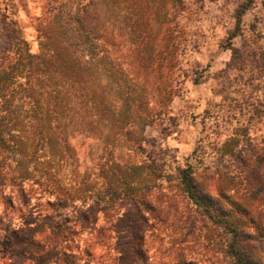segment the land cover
<instances>
[{"label": "rangeland", "instance_id": "obj_1", "mask_svg": "<svg viewBox=\"0 0 264 264\" xmlns=\"http://www.w3.org/2000/svg\"><path fill=\"white\" fill-rule=\"evenodd\" d=\"M0 8L30 53L48 59L57 44L77 55L54 85L44 67L0 76V230L48 211L50 192L108 200L110 187L111 204L124 183L151 203L166 196L159 216L148 215L146 264L222 260L208 243L223 238L177 176L191 166L216 194L219 185L246 189L234 155L264 147V0H0ZM116 207L64 233L75 255H61L64 264L118 263ZM186 214L192 223L177 220Z\"/></svg>", "mask_w": 264, "mask_h": 264}, {"label": "trees", "instance_id": "obj_2", "mask_svg": "<svg viewBox=\"0 0 264 264\" xmlns=\"http://www.w3.org/2000/svg\"><path fill=\"white\" fill-rule=\"evenodd\" d=\"M239 22L240 16L237 15L233 35L238 33ZM15 49L18 54L14 52ZM10 52L14 56L9 57ZM48 53V59H45V55L30 53L28 44L20 36L16 20L9 18L0 8V76L19 77L24 72H41L40 69L44 67L50 84L54 85L59 82L61 66H74L77 55L74 52L65 54L57 44ZM234 158H239L243 167L240 171V184H245L246 189L240 190L236 186L230 191L219 185L216 194L191 166L178 170V187L184 198L195 205L203 222L223 238L217 243H213L210 238L208 243L223 249L222 260L204 264H264V147L260 154H253L245 160L238 154ZM227 179L222 178L226 182ZM236 179L231 175L229 183L238 184ZM122 185L125 195L119 198V203L111 204L113 191L109 192L110 187L106 188L110 194L108 200L98 197L89 200L88 197L76 196L75 191L71 194L50 192L53 197L47 201L48 211L38 212L34 217L29 213L28 218L16 228L9 229L7 226L3 231L0 230V264H3L4 259H8L10 264H64L61 255L75 259V255L67 250L68 239L63 238L64 233L75 236L79 232L73 225L78 224L81 229L92 226L99 213H105L114 206L117 209L111 230L115 236L117 264H146L147 251L143 247L145 231L151 225L148 215L159 213L161 202H164L166 196L163 198L164 194L159 193L156 199L160 201L151 203L147 194L137 195L133 189L124 183ZM165 203L173 207L167 199ZM66 207H70L68 212H64ZM177 218L183 224H188V220L191 223L194 221L188 214ZM45 230L49 231L48 236L35 238V235ZM178 259L180 264H203L191 258ZM67 264H74V261Z\"/></svg>", "mask_w": 264, "mask_h": 264}]
</instances>
